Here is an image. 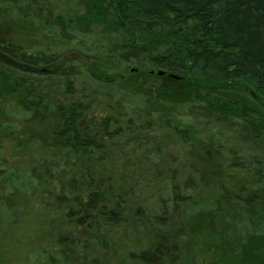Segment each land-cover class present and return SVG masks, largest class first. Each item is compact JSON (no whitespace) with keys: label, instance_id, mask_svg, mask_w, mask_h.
I'll return each instance as SVG.
<instances>
[{"label":"trees","instance_id":"obj_1","mask_svg":"<svg viewBox=\"0 0 264 264\" xmlns=\"http://www.w3.org/2000/svg\"><path fill=\"white\" fill-rule=\"evenodd\" d=\"M0 9L53 38L47 49L0 42V71L28 103L6 105L0 120V233L33 207L45 223L12 264H264V0H0ZM72 49L80 58L65 61ZM52 105L62 120L47 145L21 122ZM92 105L98 123L86 119ZM213 140L239 182L224 179L199 202L186 152ZM8 149L31 161L13 164ZM200 212L212 214L232 262L187 252Z\"/></svg>","mask_w":264,"mask_h":264},{"label":"rangeland","instance_id":"obj_2","mask_svg":"<svg viewBox=\"0 0 264 264\" xmlns=\"http://www.w3.org/2000/svg\"><path fill=\"white\" fill-rule=\"evenodd\" d=\"M44 1L45 3L48 2V0ZM56 1L58 0H53V3ZM1 41H10L23 46L41 45L47 49L53 43V38L45 35L34 19L18 20L0 9ZM63 58L65 61H72L79 59L80 55L72 49L66 51L63 54ZM7 79V76L0 71V120L6 119L4 114L6 105L11 106L15 102L18 104L23 103V106L27 105L28 107V103L19 95L18 89L15 87L11 88L12 83H8ZM169 79L176 80L170 77ZM175 84L178 86L177 83ZM152 87L159 88L160 83L158 86ZM189 89L192 90V87L190 86ZM31 111V108L27 109L28 115L21 122L22 126L33 137L40 139L42 142L45 141L47 145L53 144L55 140L52 135L54 134V129L58 130L60 126L59 120H62L61 116L55 113L56 110L53 105L48 106L44 111ZM86 114L87 120V117H92L94 122L98 123L103 110L100 106L92 105ZM7 152L13 164L25 166L31 161V152H23L21 149H8ZM186 155L187 162H185V165L197 174L201 185L200 190L195 195L196 201L205 202L211 198L216 191L218 183L224 179L233 184L239 182L236 174L230 173V171H226L223 168L220 143L218 141L213 140L210 144L205 145L193 143L189 146ZM1 192L0 188V196ZM21 222L19 226H9L7 230L0 233V264H12L17 259L23 258L39 244V240L45 233V223L38 213L37 207L29 209L27 216H24ZM188 229L191 236L190 248L188 247L187 249L188 253L190 249H194L198 255H206L205 259L209 258L212 261V256L219 255L227 263L232 262L230 257L225 256L227 252L222 243L214 238L212 214L210 212H200L192 216ZM189 254L187 255L188 258L190 257ZM194 258L197 259L198 256ZM257 260L256 257H252L250 263L258 264L256 263Z\"/></svg>","mask_w":264,"mask_h":264},{"label":"water","instance_id":"obj_3","mask_svg":"<svg viewBox=\"0 0 264 264\" xmlns=\"http://www.w3.org/2000/svg\"><path fill=\"white\" fill-rule=\"evenodd\" d=\"M157 75H158V76H162V75H164V74H163L162 72H158ZM169 77L178 80V78L175 77V76H171V75H170Z\"/></svg>","mask_w":264,"mask_h":264}]
</instances>
